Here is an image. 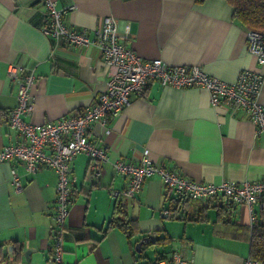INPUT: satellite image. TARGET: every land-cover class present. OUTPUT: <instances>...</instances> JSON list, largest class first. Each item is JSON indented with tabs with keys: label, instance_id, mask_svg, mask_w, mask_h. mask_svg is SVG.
<instances>
[{
	"label": "crops",
	"instance_id": "crops-1",
	"mask_svg": "<svg viewBox=\"0 0 264 264\" xmlns=\"http://www.w3.org/2000/svg\"><path fill=\"white\" fill-rule=\"evenodd\" d=\"M67 9L64 19L76 29H91L111 15L125 44L144 59L169 65H198L226 83L243 70L261 75L258 100L264 103V62L249 51L247 29L236 22L225 0H55ZM41 0H0V147L18 139L5 121L16 103V84L7 77L10 64L32 73L31 111L26 121L41 123L79 113L104 91L107 66L95 44L68 45L42 31ZM92 35V33H91ZM108 131L93 122L88 138L104 146L108 159L97 178L87 177L89 158L72 160L71 202L65 220L64 264H149L177 250L190 264H241L249 258L251 227L245 204L232 203L227 223L217 220L223 197L194 199L184 211L196 213L207 199L205 219L170 218L169 198L160 175L145 178L132 198L112 196L125 185L113 161L139 163L176 171L193 181L218 184L264 178V129L241 109L212 105L202 87L147 84L143 97L131 93L129 103L109 119ZM17 173L20 188L11 180ZM56 174L49 167L27 172L17 161L0 162V264H50L49 236L54 210ZM178 197V196H172ZM253 206L256 217L262 204ZM217 205V207L215 206ZM118 206V208H117ZM226 207V206H225ZM135 219L131 236L118 225ZM170 237L164 244L135 243L145 236ZM147 242V241H146ZM9 248V249H8Z\"/></svg>",
	"mask_w": 264,
	"mask_h": 264
},
{
	"label": "built area",
	"instance_id": "built-area-1",
	"mask_svg": "<svg viewBox=\"0 0 264 264\" xmlns=\"http://www.w3.org/2000/svg\"><path fill=\"white\" fill-rule=\"evenodd\" d=\"M41 3L44 9L42 31L45 35L72 46L95 44L107 66L105 89L95 102L79 113L41 123L26 121L22 117L32 109L30 89L35 76L32 73L22 75V67L17 64H10L6 72L8 79L16 84V103L8 111L5 123L18 134V139L0 147V162L17 161L30 173L42 166L54 170L56 185L49 236V263L64 264L63 235L71 202L72 160L78 153L86 154L89 158L86 174L94 179L101 174L102 163L108 159L104 146L88 138L87 132L93 122L101 124L107 132L109 119L129 103V95L133 93L143 97L147 84L156 81L178 88L202 87L207 90L212 105L243 110L259 132L264 129V103L257 98L262 78L258 73L243 70L235 81L226 83L208 75L198 65H169L160 58L144 59L125 44L127 35L119 32L111 15L101 16L91 31L76 29L64 19V13L71 6L57 8L55 0H41ZM247 46L264 62V43L259 33L247 31ZM113 166L117 173L126 177L123 187L111 191L115 198L134 197L145 178L158 173L165 197L206 199L221 196L230 203L245 204L251 226L255 221L253 206L264 196V178L241 182L227 180L218 184L193 181L176 171L157 167L145 157L139 163L116 159ZM11 180L19 189L20 183L14 169H11ZM149 264H190V261L175 250L170 256L156 258ZM241 264L257 263L246 258Z\"/></svg>",
	"mask_w": 264,
	"mask_h": 264
},
{
	"label": "trees",
	"instance_id": "trees-1",
	"mask_svg": "<svg viewBox=\"0 0 264 264\" xmlns=\"http://www.w3.org/2000/svg\"><path fill=\"white\" fill-rule=\"evenodd\" d=\"M233 8L232 17L240 25L245 27L249 31L257 32L261 35L264 43V0H225ZM167 212L170 218L199 221L205 219V209L209 206L211 199H207L205 203L196 213L189 214L184 211L187 203L194 200L189 197H168ZM217 198V197H216ZM262 204L259 210V217L255 215V221L253 226L250 227L248 232L249 239V254L248 257L255 261L257 264H264V196L262 198ZM217 207V205H215ZM226 206V207H225ZM232 203L227 205H219L217 207V220H222L227 223L229 221V211ZM118 208V206H117ZM118 225L123 229L127 236H131L135 231V219L129 218L126 220L120 219ZM170 240V237H155L153 243L164 244V242ZM151 241H147L144 245L153 244ZM162 258V257H157Z\"/></svg>",
	"mask_w": 264,
	"mask_h": 264
},
{
	"label": "water",
	"instance_id": "water-1",
	"mask_svg": "<svg viewBox=\"0 0 264 264\" xmlns=\"http://www.w3.org/2000/svg\"><path fill=\"white\" fill-rule=\"evenodd\" d=\"M148 240L153 241V236L152 235H149V236H145L144 238L140 239L139 241H137L135 243V248L139 251L140 250V244H142L143 242H146Z\"/></svg>",
	"mask_w": 264,
	"mask_h": 264
}]
</instances>
